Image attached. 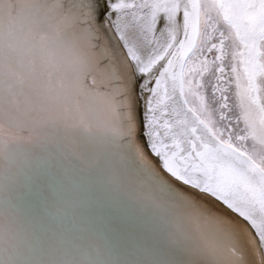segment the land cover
<instances>
[{"label": "snow or ice", "instance_id": "obj_1", "mask_svg": "<svg viewBox=\"0 0 264 264\" xmlns=\"http://www.w3.org/2000/svg\"><path fill=\"white\" fill-rule=\"evenodd\" d=\"M0 264H264V0H0Z\"/></svg>", "mask_w": 264, "mask_h": 264}]
</instances>
